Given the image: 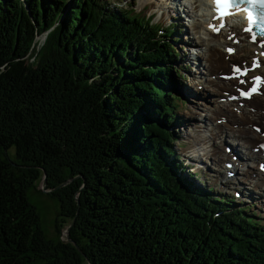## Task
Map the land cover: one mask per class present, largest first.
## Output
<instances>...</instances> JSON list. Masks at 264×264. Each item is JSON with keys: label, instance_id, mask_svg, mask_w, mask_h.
Returning a JSON list of instances; mask_svg holds the SVG:
<instances>
[{"label": "trees", "instance_id": "obj_1", "mask_svg": "<svg viewBox=\"0 0 264 264\" xmlns=\"http://www.w3.org/2000/svg\"><path fill=\"white\" fill-rule=\"evenodd\" d=\"M110 4L0 0V264H264L262 220L175 148L176 30ZM43 169L72 242L30 200Z\"/></svg>", "mask_w": 264, "mask_h": 264}, {"label": "bare ground", "instance_id": "obj_2", "mask_svg": "<svg viewBox=\"0 0 264 264\" xmlns=\"http://www.w3.org/2000/svg\"><path fill=\"white\" fill-rule=\"evenodd\" d=\"M149 1L152 4L155 2ZM161 1L160 6L164 7L163 15H166L171 9L174 8L175 11L179 7L177 0ZM209 3L210 0H188V4L181 3L185 6L184 10L186 8V16L192 18L190 29L193 32L191 39V43H194L193 48L200 49L198 54L203 52V55L196 59L199 60L200 57L205 59L203 63L200 61L206 69L205 71L201 69L200 77L209 90H212V93L208 92L207 94L208 99L217 106L216 113H214L216 123L210 124L209 119L208 121L206 118L201 119L205 122V129L209 127V133L194 136L193 140L196 144L193 142V145L200 144L201 149L206 146V150H212L209 159L208 152L203 154L204 162L208 166V161L211 160L217 161L212 162L215 164L225 163L231 158L230 152L234 145L236 149V144L243 145L245 142L246 148L243 145V153L240 151L239 160L243 164L247 163L248 166L242 173L238 172V169L231 177H227V172L223 170L227 178L226 183L239 186L246 183L242 187L247 188L251 195L260 194L255 189L264 191V174L257 172V162L264 160V155L261 150L256 152L254 148L257 144L264 142V134L259 133L254 125L262 126V131H264V83H257V78L264 82V37L255 35V39H253L254 32L245 31V22L239 17L226 18L224 26L221 28V20L216 19L209 11ZM153 6L155 7V5ZM189 7H191V11L188 13ZM210 25L219 28V31H214ZM195 38L196 41H194ZM237 69L240 71L237 72ZM245 70H247L246 74H244ZM206 74L209 75L208 78ZM251 84L258 85L259 91L253 93L250 98L243 99L240 95L241 89H245ZM190 96H192L191 93ZM225 134L231 136L225 140ZM228 138L232 143H228ZM221 156L223 159H220ZM196 159L201 160L202 158L197 156ZM200 160L197 162L202 163L203 161ZM222 167L223 165L216 170L220 174L223 173L221 172ZM224 169L227 171L226 167ZM260 205L264 206L261 201Z\"/></svg>", "mask_w": 264, "mask_h": 264}, {"label": "rangeland", "instance_id": "obj_3", "mask_svg": "<svg viewBox=\"0 0 264 264\" xmlns=\"http://www.w3.org/2000/svg\"><path fill=\"white\" fill-rule=\"evenodd\" d=\"M109 1L113 6H123L125 7H132L135 10V13H142V17L145 15L143 12L147 15H154L152 19H154V22H159L160 24L164 26H173L172 30L174 31L173 34V40L172 44L175 47L176 51L179 53L176 58V65L174 67H177L178 69H181L183 72V75L186 76V78H178V80L175 81L174 84L176 89L178 90V94L180 99L177 102H180L182 105V108L180 110L175 111V118H178L176 123H174L171 126H168V128L171 131H174L176 140L174 141L175 148L179 154L183 155V159L185 160L186 164L188 162H191L192 166H195L199 168V177L201 179L199 181L194 180V184L196 186H203L206 187V185H211L214 188L216 186H221L223 188V197L227 199H234L235 203H237L238 206H241L242 208H246V212L248 215L253 216L255 214V218L257 220H262L264 223V206L260 205L261 203L264 205V191L261 189H255V187L249 185L252 189L254 188L258 193L251 195L250 191L242 187L246 183H242V179L240 180L242 183V186H239L237 184L232 183H226V176L225 172H227L224 169V163L220 162L218 164L212 163L217 162L215 160L208 161V166L204 162L205 156L203 154L205 152H208L210 155L208 157L211 158L212 150H206V146H204L203 149L200 144L193 145V137L196 135H207L209 133V127L207 125V129L204 127V120L201 119H208L210 120V124H215L216 121H214V117L216 113L217 106L212 103L208 99V92L212 93V90H209V88L204 84L201 76V69L202 71H205L204 65H201V62L205 60L204 57H200L199 60L196 59L199 56L203 55V52H200L201 54H198L199 48H193V44L191 43V39L193 38V32L190 29L192 23V18L186 16V8L184 10V5H181V3H187L188 0H177L179 3V7L174 11L171 9L167 12L166 15H163L164 7L160 6V3H162L161 0H153V4L149 0H106ZM155 5V7L153 6ZM160 9H159V8ZM191 11V7L188 8L187 12L189 13ZM151 23L152 20H151ZM161 26V25H159ZM161 35H163L162 31H159ZM159 33V34H160ZM196 41V38L194 39ZM31 61L39 56L32 55ZM201 61V62H200ZM200 64V69H199ZM207 78L209 75H207ZM213 78V76H212ZM213 88H215L213 86ZM190 93L192 96H190ZM201 93V95H199ZM181 94V95H180ZM196 97V98H194ZM224 99V97H223ZM192 117V118H190ZM221 120V119H220ZM260 126V125H258ZM262 128V126H260ZM204 130V131H203ZM208 132V133H207ZM264 132V131H263ZM225 140L227 137L231 136L229 134L224 135ZM192 138V141H191ZM231 138V137H230ZM229 139L228 143H232L231 139ZM227 143V146L229 145ZM245 143V142H244ZM243 143L244 147L246 148V145ZM194 144H196L194 142ZM243 145L241 144V147L236 144V149L233 147V150H231V158L226 161V163H229L232 165L236 171L242 173L243 170H245L247 167H245L241 161L239 160V153H243L242 148ZM244 148V149H245ZM236 151V152H235ZM241 151V152H240ZM9 153L8 158L16 159V148L12 146L10 149L7 150ZM245 152V150H244ZM197 156H200V159H196ZM223 156L220 157V159ZM214 158V157H213ZM252 159V157H249ZM197 160L203 161L202 163H198ZM194 163V164H193ZM240 164V166H239ZM221 172L218 173L216 170L219 169L220 166ZM243 167V168H242ZM257 172L264 174V172H261L259 170V164H257ZM47 174V184L44 185L45 181V172ZM60 172L58 170L54 171V175L58 177ZM238 176V175H237ZM75 177V176H74ZM77 177V176H76ZM72 179L67 180L66 182L59 185V187H63L68 182H70ZM238 181V180H236ZM246 181V180H245ZM202 182V183H201ZM218 184H217V183ZM234 182V180H233ZM86 186L85 183H83L82 187L78 190L76 194V200L77 205L78 201H80V193L83 189V187ZM263 189V187H262ZM54 189L49 187V181H48V173L46 169H43V175L41 178V182L38 183L36 186H33L30 191V200L32 203L36 205L38 208V211L40 213L41 221H42V228L44 230V234L46 235L47 239L51 240H61L64 242L70 241V232L73 227L72 222L67 220L66 222L59 221V215L62 211L61 201L53 194ZM236 192H239L241 197L236 199ZM262 195V196H260ZM234 197V198H233ZM81 203V201H80ZM81 207V204H80ZM79 207V212H80ZM78 209V208H77ZM76 213V217L79 215ZM76 221V218H75ZM72 242V239H71ZM79 247V246H78ZM80 248V247H79ZM36 264H47L44 260H39Z\"/></svg>", "mask_w": 264, "mask_h": 264}, {"label": "snow or ice", "instance_id": "obj_4", "mask_svg": "<svg viewBox=\"0 0 264 264\" xmlns=\"http://www.w3.org/2000/svg\"><path fill=\"white\" fill-rule=\"evenodd\" d=\"M242 0H214L215 6H216V11L218 13V16L216 17L217 19H222L224 16L231 15L232 13L228 11L230 7H235L237 10L240 9ZM246 5L248 7H245L244 10L248 12L247 20H248V27L245 29V31L251 32L253 29V26L257 24L258 22L264 23V14L257 15L254 18L253 15V10L256 7H264V0H246ZM224 26L223 23H221L220 27L222 28ZM210 27H213L214 31H219V28H216L212 25ZM264 30V29H262ZM255 33H253V39H255ZM229 51H232L229 49ZM237 72L240 71V69L236 70ZM245 70V73L246 74ZM257 83H264L262 81H259V78H257ZM257 89L253 88L252 92H255ZM243 95H248L250 96L252 93L251 92H244L242 93Z\"/></svg>", "mask_w": 264, "mask_h": 264}, {"label": "water", "instance_id": "obj_5", "mask_svg": "<svg viewBox=\"0 0 264 264\" xmlns=\"http://www.w3.org/2000/svg\"><path fill=\"white\" fill-rule=\"evenodd\" d=\"M44 172H45V181H44V185H46L47 184V174H46V171L44 170ZM80 201H78V209H77V214H78V212H79V207H80ZM75 223V218H74V220H73V222H72V225ZM70 241H71V239H70Z\"/></svg>", "mask_w": 264, "mask_h": 264}]
</instances>
